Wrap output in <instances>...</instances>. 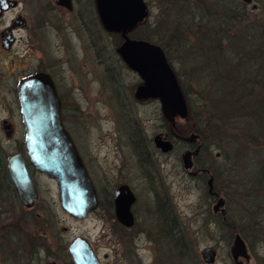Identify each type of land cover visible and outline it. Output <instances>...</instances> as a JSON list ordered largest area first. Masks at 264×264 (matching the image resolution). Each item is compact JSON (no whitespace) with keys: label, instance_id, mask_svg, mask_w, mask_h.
I'll return each instance as SVG.
<instances>
[{"label":"rangeland","instance_id":"obj_1","mask_svg":"<svg viewBox=\"0 0 264 264\" xmlns=\"http://www.w3.org/2000/svg\"><path fill=\"white\" fill-rule=\"evenodd\" d=\"M143 1L147 13L132 35L164 56L180 88L174 106L160 95H137L144 79L119 51L121 31L103 24L97 0H77L70 14L55 0L0 3V33L18 18L33 30L16 23L15 46L0 47V73L6 79L34 65L26 52L30 35L38 47L34 58L42 50L69 57L60 80L63 119L89 174L98 189L113 192L125 182L137 195V225L121 234L114 252L107 246L108 228L118 236L119 224L104 207L74 219L61 207L55 186L48 195L44 187L31 209L0 186L12 212L0 218V238L10 239L0 243L2 264H76L67 247L79 235L98 246L101 258L108 252V264H264V111L254 108L264 104V0ZM242 87L253 96L239 95ZM243 103L247 110L236 112ZM160 131L176 143L173 150L156 145ZM176 132L200 133V164L212 170L224 199L221 211H215L218 202L203 175L194 178L184 167L185 141Z\"/></svg>","mask_w":264,"mask_h":264},{"label":"water","instance_id":"obj_2","mask_svg":"<svg viewBox=\"0 0 264 264\" xmlns=\"http://www.w3.org/2000/svg\"><path fill=\"white\" fill-rule=\"evenodd\" d=\"M62 1L57 0V2ZM243 1L252 2V0ZM97 8L107 28L123 32L142 20L147 13L143 0H97ZM119 51L127 63L139 72L146 85L160 88L161 80H165L169 86L179 91H176L177 95L180 94L177 80L165 67L164 56L155 45L144 40L128 38ZM150 54L154 56V61H150ZM140 91L141 89L137 91L138 96H141ZM19 99L26 129L28 154L32 164L56 179L60 203L64 210L78 218L86 217L98 205L96 187L63 121L62 101L52 76L40 71L22 78L19 84ZM155 143L163 151L172 148V142L162 138L160 134L155 136ZM183 160L185 167H191L190 152L183 155ZM18 162L19 165L17 163L16 166V161L14 162L12 158L10 170L22 203L30 206L37 197V188L24 162L22 160ZM213 179V176L208 179L210 190L213 188ZM131 200L130 198L127 201V198L121 195L120 189L116 191L117 218L127 225L133 222L129 211ZM223 204L224 199L220 197L217 205ZM236 242L240 247L244 246L240 235L236 237ZM68 249L76 264H100L98 256L86 237H76ZM205 253L209 254V247L205 249ZM208 259L212 261L214 258L209 257Z\"/></svg>","mask_w":264,"mask_h":264},{"label":"flooded vegetation","instance_id":"obj_3","mask_svg":"<svg viewBox=\"0 0 264 264\" xmlns=\"http://www.w3.org/2000/svg\"><path fill=\"white\" fill-rule=\"evenodd\" d=\"M55 2L58 5H60V7L65 9L67 11V14H70L75 9L77 0H63L62 1L63 3L57 2V0H55ZM252 2H253V0H252ZM1 4L3 6L7 5L8 0H2ZM0 12H2V11L0 10ZM65 21H66V19H65ZM19 22L23 23V26L25 28H27L30 32L33 31L32 27H31L32 24L28 23L27 20L26 21H25V19L20 20V18H18L17 20L13 21V23L9 27L5 28L0 33V38H1L0 39V47L3 50H8L13 45L15 46L17 39L14 35V31L16 30L15 29L16 23H19ZM136 25L137 24H135L134 26L132 25L125 32H123L121 30V34H120L121 46L124 44V42L128 38H130L132 40H141L142 39V38H139L137 36L132 35V29ZM36 48H38L37 44L33 41L32 36L30 35L28 38V46L26 48V52L28 54L27 58H29L30 60H33L34 65L30 66L28 64H25L23 66L22 70L20 71V74H18V72H16L15 74L12 72L8 76H6V79L0 73V186L5 188L7 195L12 194V196L15 197L16 200H18L20 203H22L20 195L18 193V190H17L15 182H14L13 176H12V172L10 170V160L12 158H14V162L16 161V166H17V163L19 165L18 161L22 160L24 162V164L26 165L30 175L32 176V178L35 182L36 188H37V197L34 200V202L30 206L23 204V207L28 208V209H31V208L36 206V203L38 202V200L41 197L42 192L44 191V187H45V191L47 193L46 195H48V193L50 191H52V186L53 187L55 186L56 189H58L57 191H58L59 203H60V196H59V188H58L56 179L48 176L47 174H45L42 171H40L39 169H37L32 164V162L30 160V156L28 154L27 142H26V129H25V124L23 122V118H22L21 103H20V99H19V84H20V81L22 78L30 76L36 72L42 71V72H46V73L50 74L52 76L54 82H55L56 89H57L58 94H59L61 101H62V118H63V111L65 109V99L62 96V91H61V85L62 84L60 82L61 74H63L62 63H64V62L67 63V61L70 59L69 57L65 58V59H63L61 57L57 58V56L54 55L52 52L46 53L43 50L40 51L41 55L39 57L34 58V53L37 52ZM10 61H11V63H14L13 58H11ZM150 61H154V56L152 54H150ZM128 66L130 68H132L130 65H128ZM157 73L159 74L158 71H157ZM140 77H141V75H140ZM159 78L161 79L160 74H159ZM141 79H142V77H141ZM165 83H167L165 80H161V83H160L161 85L159 86L160 88H158V87L156 88V87H152L151 85H146L145 80H142V84H140L138 86V89H137V90L141 89L140 94L142 96H144V97H141L140 99L147 100L149 98H152V96L158 97L160 95L162 103H164V104H166V103L168 104L169 102H171V103H173L172 105L174 106V102L180 103V101L175 100V96L177 95L176 93L179 91L175 90L174 88H172L171 86H169L167 84L169 87L170 94H171V95H168L167 93L164 92L163 87H167L166 85L164 86ZM137 94H138V92H137ZM63 121H64V119H63ZM70 133L72 135L71 131H70ZM157 134H160L162 136V138H164V139L170 140L172 142L171 150L174 149V147L176 146V143L169 137L168 132L160 131ZM175 136L178 138V141H179V139H182L183 141H185L184 142L185 143L184 144V147H185L184 154L186 152H190V159L192 161L191 167L187 168V167H185V164H184V167L188 169V172H190L194 178L200 177L203 175L205 180H207V185H208V179L210 178V176H213V173L211 172L212 171L211 168H209L206 165L200 164L201 163L200 162V158H201L200 154H201L202 144L201 145H200V143L196 144V142H195L196 140H199L198 138H201L200 133L195 132V133H191L190 136H183V135L181 136L178 132H176ZM72 137L74 139L73 135H72ZM74 141L76 143L75 139H74ZM76 145H77V143H76ZM39 177H44V178L48 179L49 181H51L52 185L49 182H47V184H45V185H42ZM213 178H214V176H213ZM92 180H93V178H92ZM93 182H94V180H93ZM94 184H95V182H94ZM95 187H96V193H97V197H98L99 202H98L97 207L94 208L93 210H91L89 213L93 212L94 210L95 211L98 210L100 207H104L103 208L104 214L108 218L112 217V216H113V218L114 217L116 218V223L119 224L118 236L116 235L115 230L113 228H111L112 227L111 225H109L110 228H108V229H112V232H109L107 234V235H109V238L107 240L108 249H110L112 247L114 252H116L117 251L116 248L119 245V241H121V234L123 232L128 233V231L133 230V228L137 225V213H136L137 195H136L135 191L133 190L132 186L129 183H125V182L118 183L117 187L113 190V192L110 191V189L107 191L103 190V189H98L96 184H95ZM118 189H120L121 195L124 198H127V201L130 198L132 199L129 202V211L133 217V222L130 225L124 224L123 222H121L117 218L115 196H116V191ZM208 192L210 193V195L213 196V198L216 200V202H218V199L220 198V196H219L220 194H219V191L217 190V188L215 186V178L213 179L212 190H210L209 185H208ZM131 194L134 198H132ZM42 197H43V195H42ZM49 197L52 198V193L49 194ZM49 197L46 196V198L48 200H49ZM106 200L109 203V205L105 204ZM10 205H11V200L9 199V197H5L2 195L0 197V218H1V221H3V217L5 215L7 217L11 215L12 212L9 210ZM60 205H61V203H60ZM107 206H109L110 208H108ZM217 206L218 205H215L214 209H216L217 211L218 210L221 211L222 207L221 206L217 207ZM140 209H141V207H140ZM64 211L70 217H72L74 219H78V217L70 214L66 210H64ZM29 215H31V214L29 213ZM36 215L39 217L40 213H36ZM83 218H85V217H83ZM67 228H68L67 226H63V229H67ZM141 231L142 230L136 229L137 233H140ZM79 236H81V235H79ZM7 237L1 236L0 243H2L4 240L10 241V239H8ZM91 245H92V248H93L95 254L98 256V258L100 260V264H108V259L110 257V254L108 252H105L103 254V257L105 259H103L99 256L100 254L97 250L98 246L95 245L94 243ZM68 247H69V245H68ZM68 247H67V252L70 256V252H69ZM5 253H6L7 258L12 259V262H13L14 259H13L12 255L9 253V251L5 252ZM0 264H2L1 259H0ZM10 264H12V263H10ZM47 264H60V263H58L55 260H51V261L48 260Z\"/></svg>","mask_w":264,"mask_h":264},{"label":"trees","instance_id":"obj_4","mask_svg":"<svg viewBox=\"0 0 264 264\" xmlns=\"http://www.w3.org/2000/svg\"><path fill=\"white\" fill-rule=\"evenodd\" d=\"M258 57H260V56H258ZM243 81V80H242ZM242 81L240 82H238L237 84H240V83H242ZM243 85H245V86H248V83H242ZM228 85V84H227ZM227 85H224V89L223 90H225V89H227ZM230 86H231V84H230ZM231 87H233V86H231ZM245 87H242V92H240L239 93V95H243V98L244 97H247V98H251L252 96H253V94H252V92H251V90H248L247 89V87H246V89H244ZM235 99V103L236 104H239L238 103V100H236V98H234ZM232 100V99H231ZM233 101V100H232ZM234 102V101H233ZM248 103V102H247ZM247 103H243V104H241V106H239V107H237V108H235L234 110L236 111V112H238V111H241L242 113H244L247 109H246V106H247ZM260 104L262 103V102H259ZM255 107H258V110L260 111V112H262V111H264V104H262V105H260L259 106V104L257 103L256 104V106H254V108ZM261 107V108H260ZM251 110V112L253 111V109H250ZM238 115H240L239 113H238ZM252 117V116H251ZM241 118H242V115H241ZM260 120V119H259ZM259 120H258V122H253V121H250V123L251 122H253L251 125L254 127V128H258V123H259ZM262 122V121H261Z\"/></svg>","mask_w":264,"mask_h":264}]
</instances>
